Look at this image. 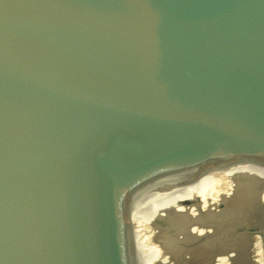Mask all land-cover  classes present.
<instances>
[{"label": "water", "instance_id": "obj_1", "mask_svg": "<svg viewBox=\"0 0 264 264\" xmlns=\"http://www.w3.org/2000/svg\"><path fill=\"white\" fill-rule=\"evenodd\" d=\"M0 138L264 264V0H0Z\"/></svg>", "mask_w": 264, "mask_h": 264}]
</instances>
